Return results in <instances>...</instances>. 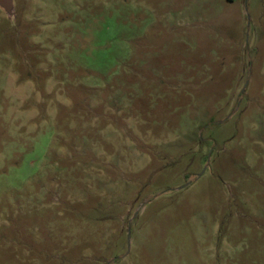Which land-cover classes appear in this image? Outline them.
I'll use <instances>...</instances> for the list:
<instances>
[{
    "label": "rangeland",
    "instance_id": "1",
    "mask_svg": "<svg viewBox=\"0 0 264 264\" xmlns=\"http://www.w3.org/2000/svg\"><path fill=\"white\" fill-rule=\"evenodd\" d=\"M0 7V264H264V0Z\"/></svg>",
    "mask_w": 264,
    "mask_h": 264
},
{
    "label": "water",
    "instance_id": "2",
    "mask_svg": "<svg viewBox=\"0 0 264 264\" xmlns=\"http://www.w3.org/2000/svg\"><path fill=\"white\" fill-rule=\"evenodd\" d=\"M0 7L6 11V13L13 17L15 15L14 9V0H0Z\"/></svg>",
    "mask_w": 264,
    "mask_h": 264
}]
</instances>
